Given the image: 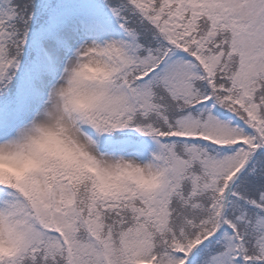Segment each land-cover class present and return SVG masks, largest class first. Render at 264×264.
I'll list each match as a JSON object with an SVG mask.
<instances>
[{
	"label": "snow or ice",
	"instance_id": "1",
	"mask_svg": "<svg viewBox=\"0 0 264 264\" xmlns=\"http://www.w3.org/2000/svg\"><path fill=\"white\" fill-rule=\"evenodd\" d=\"M97 7L0 0V141L43 115L77 149L0 183V264H264V0ZM80 58L110 70L84 112Z\"/></svg>",
	"mask_w": 264,
	"mask_h": 264
},
{
	"label": "clouds",
	"instance_id": "2",
	"mask_svg": "<svg viewBox=\"0 0 264 264\" xmlns=\"http://www.w3.org/2000/svg\"><path fill=\"white\" fill-rule=\"evenodd\" d=\"M74 70L80 88L68 98V102L77 111L84 112L99 99L89 90V85L105 82L110 70L95 59H73L65 82L58 86L57 92L68 90L67 81L72 78ZM79 159L83 162L82 157ZM76 160L77 149L59 131L55 120L41 115L17 129L9 141H0V183H23L37 168L51 161L73 164ZM121 175L142 188L153 187L159 180L158 174L147 167H143L142 172L125 169Z\"/></svg>",
	"mask_w": 264,
	"mask_h": 264
},
{
	"label": "rangeland",
	"instance_id": "3",
	"mask_svg": "<svg viewBox=\"0 0 264 264\" xmlns=\"http://www.w3.org/2000/svg\"><path fill=\"white\" fill-rule=\"evenodd\" d=\"M103 4H104V0H55L54 3L48 1L46 6H50L51 8H56L57 10H67V9H75L78 7H88L94 5V6H98L94 10L100 13L102 16ZM46 18L47 16L43 18L42 21L45 20Z\"/></svg>",
	"mask_w": 264,
	"mask_h": 264
},
{
	"label": "trees",
	"instance_id": "4",
	"mask_svg": "<svg viewBox=\"0 0 264 264\" xmlns=\"http://www.w3.org/2000/svg\"><path fill=\"white\" fill-rule=\"evenodd\" d=\"M48 1H50L51 3L55 2V0H37V2L42 6H46ZM37 15H38V22H40L42 21L43 18H45L48 15V12L38 10Z\"/></svg>",
	"mask_w": 264,
	"mask_h": 264
}]
</instances>
